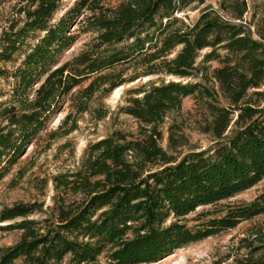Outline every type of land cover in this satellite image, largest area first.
<instances>
[{
  "label": "trees",
  "instance_id": "obj_1",
  "mask_svg": "<svg viewBox=\"0 0 264 264\" xmlns=\"http://www.w3.org/2000/svg\"><path fill=\"white\" fill-rule=\"evenodd\" d=\"M60 1L19 0V16L0 34V78H13L9 100L0 101V175L82 83L79 112L97 93L105 96L148 77L124 90L118 108L138 131L114 130L89 143L75 170L51 178L54 218H28L34 205L4 208L0 221L20 220L3 228L20 230L21 237L0 247V264L153 263L263 214L264 190L249 202L215 215L201 212L194 218L200 222H188L198 207L264 179V109L247 100L250 90L264 96V0H252L251 12L249 0H220L221 12L206 9L193 20L185 12L204 0H76L53 24ZM83 14L95 32L93 43L54 66L70 26ZM35 33L21 63L8 70L4 64ZM212 61L217 66L210 67ZM123 64L139 70L131 76L115 72ZM187 96L204 99L198 128L212 144L180 154V147L189 146L182 121L168 124L166 148L162 129L169 114L180 115ZM90 112L98 120L108 114L103 105ZM238 250L233 264H264V226L242 237Z\"/></svg>",
  "mask_w": 264,
  "mask_h": 264
},
{
  "label": "rangeland",
  "instance_id": "obj_2",
  "mask_svg": "<svg viewBox=\"0 0 264 264\" xmlns=\"http://www.w3.org/2000/svg\"><path fill=\"white\" fill-rule=\"evenodd\" d=\"M19 0H2L0 3V34L19 15L17 8ZM76 0H61L57 10L54 12L51 23L55 24L59 18L70 8ZM116 1H111L114 4ZM250 12L252 11V0H249ZM206 9H215L221 12L220 0H204L201 4L193 3L185 12L189 20L195 19L199 13ZM250 14V13H249ZM70 39L55 54L54 66L76 58L80 53L93 43L95 32L88 25L86 15L78 16L69 28ZM38 33L27 39L24 49L14 55L11 63L4 66L8 70H14L24 58V52L35 42ZM206 50L200 52L197 62L202 58ZM210 67L217 66V62L208 63ZM115 72H121L124 76H131L138 72L135 64H123L114 68ZM166 78L175 79L170 76ZM196 77L191 80H198ZM148 77L142 78L139 82H144ZM13 78H0V101H7L10 98ZM135 81L120 88H115L108 95L102 96L97 93L89 102V109L79 112V91L86 85L82 83L76 87L71 94L66 97L61 107L53 112L48 118L44 127L37 136L25 147L22 154L16 161L0 175V212L14 204L34 205V212L28 218L42 219L53 217L56 214L54 208V195L52 177L67 170H75L79 164L82 154L89 143L95 142L102 137L110 135L114 130L137 134L138 125L133 118L119 112L118 108L123 102V92L126 88L138 84ZM217 90V87L215 86ZM264 92V84L259 88ZM249 91L247 100L258 108L264 109V96H256ZM204 99L196 96H187L182 100L180 115L169 114L162 129L163 139L161 145L167 146V126L172 120L182 121L183 131L189 139V146L180 147V154H185L191 150L198 151L209 147L212 140L209 135L200 132L198 121L205 115ZM219 101L223 99L219 95ZM103 105L108 110L106 117L98 120L94 118L90 110ZM70 114L67 124L61 123L65 116ZM76 120L75 127L65 132L71 122ZM53 132L54 133L53 135ZM228 132L227 136H230ZM264 190V179L233 197L221 201L215 205L198 207L193 213L188 215L189 224H196L201 219H194L198 213L209 212L219 214L227 205L243 204L253 200ZM20 218L0 221V247H6L16 243L21 237L18 229H5L8 224L19 221ZM264 226V213L249 221L239 223L235 228L221 231L215 235L208 236L202 240L189 243L177 248L173 253L153 263L141 264H233V258L243 250H238L240 239L255 226ZM3 228V229H2ZM229 256V257H228ZM228 257V259H226ZM14 264H21V259H17Z\"/></svg>",
  "mask_w": 264,
  "mask_h": 264
}]
</instances>
